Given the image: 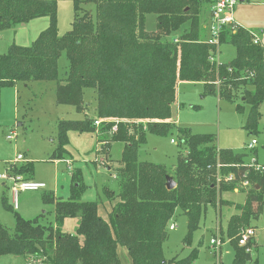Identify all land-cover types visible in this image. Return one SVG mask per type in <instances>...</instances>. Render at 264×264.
<instances>
[{
	"label": "trees",
	"instance_id": "1",
	"mask_svg": "<svg viewBox=\"0 0 264 264\" xmlns=\"http://www.w3.org/2000/svg\"><path fill=\"white\" fill-rule=\"evenodd\" d=\"M97 24L80 0H75L70 28L58 35L56 0H0V32L14 29L32 19L48 17V25L28 45L10 43L0 53V92L5 86L31 81H54L55 101L72 105L84 112L83 92H95V116L82 120L60 119L56 125V144L50 159L67 158L68 132L95 133L99 150L108 157L113 142H122L117 168V192L104 190L111 203L107 219L98 214L97 201H83L81 173H71L70 192L66 199L43 195L54 205V222L44 223L40 216L24 218L14 214L10 231L0 221V257L21 258L20 264H121L117 248L124 247L131 264H193L197 248L185 257L166 260L163 243L167 225L179 209L187 220L184 244L199 227L207 205L225 202L221 194L232 191L236 182L256 179V189L245 188V204H234L236 212L227 221V236L234 257L232 264L252 260L247 240L238 245L236 234L258 217L264 204V165L255 168L245 162L244 153L216 145L212 133H193L175 127L172 105L176 101L178 80L203 82L206 89L221 98L241 100L235 106H249L244 127L254 129L264 101V47L253 42L251 30L239 26L225 30L220 43L234 45L235 56L228 62L208 60L214 46L205 43L202 23L206 0H95ZM154 14L156 26L169 35L188 23L177 42H161L143 28L145 16ZM152 35V34H151ZM142 38H149L148 40ZM142 40V41H141ZM141 41V42H140ZM151 41V42H150ZM62 52L67 58L64 76L57 67ZM219 82V89L212 82ZM177 129V160L167 167L138 159V149L146 134H171ZM10 171H31L28 165ZM175 186L167 189L166 178ZM228 177H231L228 179ZM258 186V187H257ZM66 218H75L73 233L62 230ZM240 235V234H239ZM239 240V239H238Z\"/></svg>",
	"mask_w": 264,
	"mask_h": 264
},
{
	"label": "rangeland",
	"instance_id": "2",
	"mask_svg": "<svg viewBox=\"0 0 264 264\" xmlns=\"http://www.w3.org/2000/svg\"><path fill=\"white\" fill-rule=\"evenodd\" d=\"M75 0H56V19L58 35L64 34L71 26L74 18ZM82 1V9H87L92 20L97 24V3L95 0ZM264 1V0H263ZM208 7L207 1L204 8ZM244 25H257L252 33L259 37L264 45V3L261 5H249L245 13ZM154 14H147L143 28L156 36L161 42H177V36L188 29V23L182 27L183 31L176 30L169 35H163V28L156 26ZM19 27V25L17 26ZM260 28L263 29L261 32ZM25 31V30H24ZM5 30L0 32V53H5L7 47L15 39H19V33L24 32ZM28 33V31L26 30ZM257 32V33H255ZM152 34V35H151ZM148 40L149 38H142ZM142 41V40H141ZM140 41V42H141ZM151 42V41H150ZM236 50L233 44L223 42L219 51L214 54L216 62L225 63L235 56ZM67 68V58L62 52L58 60V77L64 76ZM212 85L219 89V82ZM54 81H31L25 86L18 83L17 88L5 86L0 92V174L20 175L24 179L41 182L45 188L35 191H21L18 194L16 211L24 218L40 216L41 222H54V205L43 200V195L51 193L55 198L66 199L70 192L71 173L79 169L81 182L84 185L80 193L83 201H97L98 208L103 216L109 211V202L104 190L117 192L119 178L117 168L123 148L122 142H113L109 156L103 157L99 150V144L95 133L68 132L66 149L69 152L67 158L52 160L50 153L56 144V125L58 120H82L84 116H95L96 96L91 88L84 89L83 100L88 104L84 112H78L72 105L58 104L55 101ZM240 99L228 100L219 97L216 92L206 89L203 82L182 80L177 84L176 101L172 105V113L176 119L175 127H186L193 133H212L216 137V145L221 148H230L235 152L244 153V161H255L254 165H264V101L258 110L261 114L254 129L247 130L244 125L249 106L243 104V110L237 111L235 106ZM168 135L146 134V141L138 149L140 161L151 162L174 167L177 160V129ZM12 134V139L7 135ZM171 139L176 142H171ZM256 141L251 147L249 143ZM23 159H16L17 155ZM253 164V163H252ZM20 167L28 165L31 171L20 173L10 171L9 166ZM11 182L0 179V221L11 231L14 227V214L11 209L2 205L5 197L8 205H12ZM232 191H224L221 194L225 202L221 203V212L218 214V205H207L200 220L199 227L190 235L189 245L184 244L187 234L186 216L176 209L174 216L169 220L175 224L174 229L167 230L168 237L163 243V255L166 260L172 257L182 258L191 253L196 247L197 257L193 264H232L234 257L233 247L227 236V221L236 210L231 203L245 204L247 193L245 188L256 189V179L246 182H236ZM236 191V192H235ZM264 200V191L261 193ZM245 229H252L249 240V252L252 260L246 264H264V204L259 208L258 217L248 221ZM236 234L235 242H238L239 234ZM216 239L218 244H210V239ZM122 253H121V252ZM121 264H131L124 247L117 248ZM20 261V262H18ZM22 259L17 257H0V264H19Z\"/></svg>",
	"mask_w": 264,
	"mask_h": 264
},
{
	"label": "built area",
	"instance_id": "3",
	"mask_svg": "<svg viewBox=\"0 0 264 264\" xmlns=\"http://www.w3.org/2000/svg\"><path fill=\"white\" fill-rule=\"evenodd\" d=\"M208 3V7L205 9L204 19L202 23V28L204 31V42L208 43L214 48L210 51V55L208 56V60L213 61L214 54H217L219 51L220 38L222 33L225 30H229L230 32H234L239 25L236 23L234 19V9L239 0H206ZM253 42L259 43L257 37L253 34ZM8 139H12V134L7 135ZM171 142H176L171 139ZM256 141L254 139L249 143V147L255 144ZM16 159L22 160V155H17ZM254 162V160H252ZM256 169L259 166H255ZM11 169V166H9ZM231 177H228L230 179ZM0 179L9 180L11 182L10 190L12 193V205L16 208L18 194L21 191H35L39 189L45 188V184L41 182H35L31 180L24 179L20 175H10L8 173L0 174ZM175 224L168 223L167 228L172 230L174 229ZM254 234L252 229L242 230L239 236L238 242L241 245H244L248 240L249 236ZM210 244H218V241L214 238L210 239ZM220 244V243H219ZM218 244V245H219ZM32 264H41L40 261L31 259Z\"/></svg>",
	"mask_w": 264,
	"mask_h": 264
},
{
	"label": "crops",
	"instance_id": "4",
	"mask_svg": "<svg viewBox=\"0 0 264 264\" xmlns=\"http://www.w3.org/2000/svg\"><path fill=\"white\" fill-rule=\"evenodd\" d=\"M262 3H264L263 0H239V2L237 3V5L235 6V9H234V19H235L236 23L239 26L246 28L248 30H253V32H254L256 26L260 25V23H255L252 25H244L243 22H245V17H246V15L244 13H245L246 9L249 7V5H254V4L261 5ZM48 22H49L48 17L44 16V17L32 19L29 22H27L26 24H21V25H19V27H16L14 29H9V30H12L13 32L19 31L20 28H22L23 31L25 30L24 32L19 33V39H15V41H12V42H14L16 44H20V45L30 44L38 36V34L43 29H45L47 27ZM26 30L28 31V33L26 32ZM260 30H261V32H263L262 28H260ZM255 33H257V32H255ZM257 39H258L259 43L262 44L260 42V39L258 36H257ZM263 47H264V45H263ZM179 82L180 81L178 80L177 84ZM13 87L17 88V85H15ZM176 89H177V85H176ZM174 122H176V119H174ZM107 201L109 202V211H110L111 203L109 200H107ZM108 212L105 211L104 215L102 216L100 213V210L98 208V214L101 217H103L104 219H107ZM75 225H76V219L75 218H66L64 220L62 230L65 232L73 233ZM126 254H127V251H126ZM4 256H11V257L15 258V256H12V255H4ZM118 256H119V253H118ZM1 257H3V256H1ZM127 257H128V254H127ZM18 260H20V258H18ZM18 262H20V261H18Z\"/></svg>",
	"mask_w": 264,
	"mask_h": 264
},
{
	"label": "water",
	"instance_id": "5",
	"mask_svg": "<svg viewBox=\"0 0 264 264\" xmlns=\"http://www.w3.org/2000/svg\"><path fill=\"white\" fill-rule=\"evenodd\" d=\"M174 186H175L174 181H172V179L170 177H167L166 178V187H167V189H172V188H174Z\"/></svg>",
	"mask_w": 264,
	"mask_h": 264
}]
</instances>
